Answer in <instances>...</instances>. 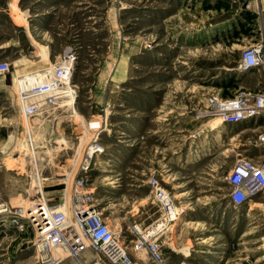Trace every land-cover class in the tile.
Here are the masks:
<instances>
[{
	"label": "rangeland",
	"instance_id": "1",
	"mask_svg": "<svg viewBox=\"0 0 264 264\" xmlns=\"http://www.w3.org/2000/svg\"><path fill=\"white\" fill-rule=\"evenodd\" d=\"M262 2L0 0V62L9 67L0 74V264H78L93 252L90 264H104L77 224L91 207L134 261L153 264L134 248L132 226L167 219L170 198L181 217L173 234H157L166 264L184 255L192 264H264V190L236 206L228 183L238 158L264 162V121L221 124L204 112L209 97L253 87L234 68L264 37ZM37 49L53 55L37 71L56 69L69 49L76 57L72 87L54 102L7 86L39 61ZM220 128L226 134L215 142ZM60 135L66 142L47 148ZM28 139L40 147L16 159L12 149ZM105 175L119 183L116 193ZM33 200L72 217L41 252L38 229L17 216Z\"/></svg>",
	"mask_w": 264,
	"mask_h": 264
},
{
	"label": "built area",
	"instance_id": "2",
	"mask_svg": "<svg viewBox=\"0 0 264 264\" xmlns=\"http://www.w3.org/2000/svg\"><path fill=\"white\" fill-rule=\"evenodd\" d=\"M262 9L264 12V0L262 2ZM69 54L71 55L70 59L67 58ZM75 58L74 53L69 49L65 51L64 56L60 58V68L54 69L53 74H51V71L48 69L39 71L38 74L44 75L51 80L50 88L56 90L51 96L46 95L49 101L54 102L62 95L61 93H67L68 89L72 87V82H70L69 79L72 75V67ZM234 69L239 74L253 71L264 72V37H262L260 41L245 47ZM8 70V64L6 62H0V74H4ZM47 88L48 86L46 85H34L27 88V92L30 95H39L44 93L43 91ZM204 112L206 116L220 117L221 120L227 124L239 123L247 118H251V120L255 121L260 119L264 121V88L241 90L230 98H223L216 95L211 96L207 100V107ZM263 145L264 132L259 135L257 140V146L260 148V151L263 152L262 156L264 157ZM261 154L258 156V160L262 157ZM228 183L231 187L229 193L231 201L236 205L245 204L264 190V162L247 157L238 158L229 172ZM164 202L169 203L166 195ZM167 208L170 209L171 219V214L173 210L176 209L172 198H170V206ZM85 211L86 214H84V210H82L79 211L77 215V218H79V215H82L80 220L81 230H83L84 235L89 240L91 249L103 258L104 264H140L130 257L127 248L117 240L116 235L105 222L100 211L96 210L95 207H91ZM62 217V213L55 212L54 219L56 223H59ZM152 227L153 225L144 229H139L137 225L132 226L133 231L138 236L134 248L139 252L143 249L142 247H144L149 260L153 264H166L165 261H163L165 259L158 246L157 233ZM184 257V259L178 261L176 264H192L189 260L190 258H187L188 256Z\"/></svg>",
	"mask_w": 264,
	"mask_h": 264
},
{
	"label": "bare ground",
	"instance_id": "3",
	"mask_svg": "<svg viewBox=\"0 0 264 264\" xmlns=\"http://www.w3.org/2000/svg\"><path fill=\"white\" fill-rule=\"evenodd\" d=\"M36 61H31L29 63H26L22 67H20L16 71H14L10 77L11 83L8 84L7 86L12 88L14 86L20 85L21 88L23 87V89H25L27 87L29 88V87L34 86V85H37V86H45L46 85V86H48V88L43 91L44 93L39 94V95H47V96L50 95L51 96V94H54L56 90L50 88V81L51 80L48 77H45L44 75L38 74L39 70L37 71V67H38L40 61L39 62H36ZM51 67L52 66L47 67L45 69L50 70L51 74H53L52 73L53 70ZM57 68H60V66H58ZM34 70H36L37 73L35 72V74H32L31 72H33ZM240 75L243 76L244 74L240 73ZM69 81H70V79H69ZM216 118H218L221 121V124L224 123V121H222L221 118H219V117H216ZM248 121H251V118L244 119V120L240 121L239 123H235V125L236 124H242V123H245ZM225 134H226V132H225L224 128L223 129L220 128L219 131L217 130L214 133V136H213L214 141L216 142V141L220 140V137H222ZM66 138H67L66 135H60L59 137H55V139H53L52 141L51 140L47 141V143H46L47 148H50L52 146L61 145L62 143L66 142ZM38 147H40V144L38 143V141H34L32 139L24 140L23 142L15 145V147L12 149V153H13L12 155H14V157L16 159L17 158L24 159V160L30 159L34 156V149L38 148ZM263 147H264V145H263ZM205 149H204L202 155H200L201 153H198L199 155L196 157L197 161H199L203 157V155L205 153ZM38 161L39 160H37V162ZM25 162H27V161H25ZM37 162H36V164H37ZM157 194H158V196H160L161 199L165 200L166 194L164 195L162 192L157 193ZM20 200H23V199H20ZM46 206L47 205L45 203H43V201L37 202L36 200L35 201L33 200L32 202H29L28 204L25 202L24 207L26 208V210L17 215L19 218H25V219L31 221L32 223H34V226L36 227V229H38V233L41 235V238L34 245L35 246V248H34L35 252H41L42 250L46 249L47 247L56 246L58 244V242L61 240V234L51 232V231L52 230H59L58 229L59 226H62V224H68L72 221L71 215L66 213L67 212L66 211V212H62L63 217L60 219L59 223H56V221L54 219L55 213L53 211H49ZM179 213L176 212V209L173 210V212L171 214V219H170V212H169V216L167 219H165L164 221L158 222L157 225H154L152 228L159 235L173 234L175 232V228H176L175 224L173 222H176V220L180 219L181 216L178 215ZM247 214H249V213H247ZM81 218H82V215H79V218H77L78 226H81V224H80ZM247 234H249V233H247ZM63 239H64V237H63ZM93 253H92V255L87 254L86 256H84V258L81 259L78 262V264H90V263H92L95 260ZM163 261H165V263H166V260H163Z\"/></svg>",
	"mask_w": 264,
	"mask_h": 264
},
{
	"label": "crops",
	"instance_id": "4",
	"mask_svg": "<svg viewBox=\"0 0 264 264\" xmlns=\"http://www.w3.org/2000/svg\"><path fill=\"white\" fill-rule=\"evenodd\" d=\"M40 47L43 48V45H41ZM46 50H43L42 49L40 51V49H37V51H40V53H41V56L39 57V61L40 60L41 61L40 62L39 61H36V62H39V64H41V65H45L46 61H50V57L53 58V55L52 54L51 55L49 54L48 49H46ZM1 51H3V49H1ZM29 62H31V61H29ZM243 77L253 78L254 79V81H253V87L252 88H249V89H263L264 88V72L263 71H258V72L253 71V72H249V73L244 74ZM106 169H108V170H106ZM106 169H104V170H106V172H114V169L112 167L111 168H106ZM104 179L105 180H109L110 179V176L105 175ZM104 186H107L109 188L108 191L110 193H113L114 194V193H116V190H118L119 183H117V181H115V180H109V181L105 182ZM219 254H222V251H220ZM219 257L222 258L221 255ZM180 260L177 259L175 261V259L174 260H171L170 259V264H176Z\"/></svg>",
	"mask_w": 264,
	"mask_h": 264
},
{
	"label": "water",
	"instance_id": "5",
	"mask_svg": "<svg viewBox=\"0 0 264 264\" xmlns=\"http://www.w3.org/2000/svg\"><path fill=\"white\" fill-rule=\"evenodd\" d=\"M84 214H86V211L84 212Z\"/></svg>",
	"mask_w": 264,
	"mask_h": 264
}]
</instances>
